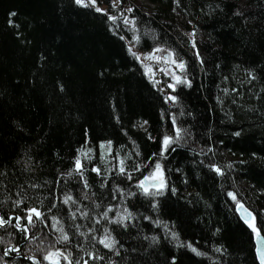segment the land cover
I'll use <instances>...</instances> for the list:
<instances>
[{
  "label": "trees",
  "instance_id": "1",
  "mask_svg": "<svg viewBox=\"0 0 264 264\" xmlns=\"http://www.w3.org/2000/svg\"><path fill=\"white\" fill-rule=\"evenodd\" d=\"M145 1L153 6L132 0L135 42L142 52L163 46L186 62L183 78L191 86L179 82L172 91L176 101L166 99L129 51L131 25L116 11L109 10L117 17L112 20L74 0H0V208L5 217L26 218L23 210L35 207L43 213L39 223L46 222L31 227L18 254L23 258L5 260L1 248L0 264H36L59 241L70 246L73 264H96L89 256H100L96 244L108 229L118 241L115 264H259L254 232L235 205L252 210L264 234V0ZM186 29L196 34L200 66ZM80 61L86 63L82 71L73 66ZM145 121L155 138L140 131ZM176 126L180 138L161 155V138L174 136ZM86 133L92 143L109 140L127 149L131 180L96 154L83 161V175H74L73 159ZM182 139L192 143L182 149ZM156 153L163 156L158 162L165 167L167 193L151 197L139 190L117 199L120 189L130 192L131 184L156 174ZM212 162L223 175L211 170ZM240 179L254 183L258 195L241 189ZM70 192L87 203L70 209L71 200L64 202ZM128 211L133 218L127 228L113 223ZM149 217L172 221L179 233L174 242L152 229ZM15 219L0 226V244L17 247L26 236ZM190 242L203 255L185 249ZM173 243L184 248L174 253Z\"/></svg>",
  "mask_w": 264,
  "mask_h": 264
},
{
  "label": "bare ground",
  "instance_id": "2",
  "mask_svg": "<svg viewBox=\"0 0 264 264\" xmlns=\"http://www.w3.org/2000/svg\"><path fill=\"white\" fill-rule=\"evenodd\" d=\"M130 1V3H122V4H125V6L127 7L128 5V9L130 8V5H131V3H132V0H129ZM112 5V4H111ZM111 5H107V10H106V12L110 15V16H112V15H114L112 12H110L109 10L111 9V10H113V7H111ZM145 5H148V6H153V4H148V3H145ZM135 27H136V25H135ZM128 48H130V47H128ZM158 48H162V49H165V47H163V46H158ZM133 50V49H132ZM131 50V51H132ZM139 50V49H138ZM155 49H147V50H145V53H150V52H152V51H154ZM167 50V49H166ZM139 51H141V50H139ZM142 66H143V71L146 73V68L144 67V65H143V63H142ZM61 112H63V111H61ZM161 116L162 117H164V118H166V114H161ZM170 118H172V117H170ZM140 131L142 132V133H144L145 134V136L147 135V138H155V136L154 135H152V134H149V132H148V123H142L141 125H140ZM162 135H164V133L163 134H161L160 135V137L162 136ZM160 139V138H159ZM149 140H153V139H149ZM109 140H99L96 144L95 143H92L91 141H90V137H89V133H86L85 134V140H84V142L83 143H81L80 144V146L78 147V149L76 150V153H77V155H78V158L79 159H81L82 160V162L84 161V160H89V159H91V158H96L97 156H99V155H101V153L103 152V150H101L102 149V147H101V144L103 143V145H109ZM136 142V141H135ZM161 144L163 143V137L161 138ZM133 144H134V142H132ZM186 143H192L191 142V140L190 139H188V140H186V139H182L181 140V142H178V146H181V148L183 149V147H185L184 145H186ZM111 145V144H110ZM112 146V145H111ZM191 146L192 147H195V145L194 144H191ZM91 147V148H90ZM170 150V149H169ZM169 150H167V152L166 153H168V151ZM102 151V152H101ZM112 152H114V154H119V155H124V153L127 151V149H125V148H122V147H120V146H115V147H113L112 146V150H111ZM160 151H162V145H161V149H160ZM93 152H95L94 154H93ZM166 153H164V154H166ZM97 156H96V155ZM223 155H225V154H223ZM210 156L214 159V160H216V156L217 155H215V149H213L212 151H211V153H210ZM215 156V157H214ZM157 160H153L152 161V163H154V164H156L158 161H160V159H162V157L163 156H160L159 154H157L156 153V155L154 156ZM77 158H75V159H73L74 161L76 160ZM101 160V159H100ZM127 160V159H126ZM126 160H124V165L127 163V162H129V161H126ZM213 162H215V161H213ZM211 163L212 165H218L219 166V163ZM110 164H112V165H110ZM109 165L112 167H115V168H117V169H119L120 168V162H116V161H112V163H110ZM100 165H102V166H104L103 165V163L100 161L99 162V166ZM220 167V166H219ZM221 168V167H220ZM74 175H79L80 173L78 172V171H76L75 170V165H74ZM163 170H165V167L162 165V171ZM211 170H214V168H212ZM107 171H109V170H107ZM215 171V170H214ZM216 172V171H215ZM155 175V174H154ZM124 177H127L126 175H124ZM145 177V176H144ZM144 177H142L141 178V180L142 179H144ZM167 177H170L169 175L167 176ZM165 180V179H164ZM112 182H115L114 180L112 181ZM139 182V181H138ZM138 182H136L135 184L133 183V184H131V188H132V191H130V192H126L125 190L124 191H119L117 194H116V198L117 199H121V198H125V197H128V196H130V193H132V192H138L139 191V189H138V187H137V185H138ZM124 183H125V181H124ZM150 183V182H149ZM123 184V183H122ZM120 185V184H119ZM238 185L240 186V188L241 189H246V190H249L250 191V193H253L254 195H253V197H256L255 195H258V192H255V191H257L258 190V187L254 184V183H250V182H248V181H246L245 179H240L239 181H238ZM60 186H58L57 185V188H59ZM64 187V186H63ZM60 189H61V187H60ZM252 189H254V190H252ZM171 191V190H170ZM71 194L70 195H67V197H74V199H69V200H71L70 201V204H69V206H70V209H75L78 205H82L83 204V202L84 203H87V198L85 197V196H80L78 193H75V192H70ZM165 193H167V191H165L164 192V194ZM227 193L228 194H230V197H231V199H233V196L231 195V194H233L234 193V189H228V191H227ZM235 194V193H234ZM66 197V196H65ZM80 197V198H79ZM152 200V199H151ZM75 201L77 202V204H74L75 203ZM57 202L59 203L60 201H58V199H57ZM62 203V202H61ZM152 203V202H151ZM64 206V208L65 209H67L66 208V204L65 203H62ZM61 204V205H62ZM155 204V203H154ZM241 205H243V208H241ZM235 207H236V213L238 214V216H239V219H240V221L241 222H243L244 224H246V225H248V226H250V222H252V223H254V220H255V213L252 211V210H250L244 203H242V202H239V203H237L236 205H235ZM27 209H25V210H23V212H22V215H25L26 214V212L28 213V209H30L31 207H26ZM245 210H247V212H251L252 214H253V217H248L247 219L245 218L246 217V211ZM29 214V213H28ZM89 214H90V212H89ZM1 216H3L4 218H5V220H7V221H9V223H7V224H5L4 226H1L2 228H5V227H8L9 225H10V222H11V219H13L14 217L16 218L15 219V223H16V227H18L17 225H20V227L19 228H23V226H25V225H27V234H26V236L24 237V239H21L20 240V244H19V246H14V245H12V244H7V246H4L5 244L4 243H1L0 244V249L1 248H3V249H5L4 250V252H5V260H12V259H20V258H23L22 257V255H18V254H20L21 252H22V248L20 247V246H22V244H26L28 241H29V239H30V237H31V227H35V226H37L38 224L39 225H42V226H44L45 224H46V222H44L43 220L42 221H40V223H39V221L37 220V219H39V218H33V220H32V223L31 224H29L28 223V221H27V219L26 218H24V219H19V218H21L20 217V215L19 214H16L15 215V213H10L9 215H8V217H5L4 215H3V212L1 213ZM156 218H158V217H156ZM151 219V218H150ZM161 219H164V218H158V219H151V220H153V222L155 223V225L153 224L152 226V229H155L156 230V232H159V234H160V236H163V235H165V236H167V238H169V239H171V240H173V239H175V237H177V236H173L172 235V233H176V234H179L178 232H177V230H176V228L175 227H177L172 221H168V220H165V221H163V222H161V221H159V220H161ZM24 220V221H23ZM158 222H160V223H158ZM159 224V225H158ZM251 227V226H250ZM66 228L68 229V230H70V231H76L77 232V228L76 227H72V226H70V224H68L67 226H66ZM251 230H253L252 229V227H251ZM52 231V233H55V232H57V230H51ZM253 232H254V230H253ZM261 234H263L262 232H261ZM174 237V238H173ZM253 238H254V243H255V247L257 248L258 246H257V243H258V240H257V235H256V233L254 232V235H253ZM42 240V239H41ZM40 240V241H41ZM44 240V239H43ZM101 239H99V241H100ZM178 241L179 242H184L182 239H178ZM186 241H188V240H186ZM60 242V241H59ZM59 242H56V243H54V245L55 246H52L51 247V249L50 250H48V251H46V252H44L43 254H42V257H41V259H40V261H41V264H51V262L50 261H48V260H45V259H43V257L47 254V252H49V251H52V250H55V249H62L63 251H64V254L69 258V259H71V255H72V250L70 249V246H64L63 245V241L61 242V243H59ZM173 242H174V240H173ZM8 243V242H7ZM41 243V242H40ZM45 243H47L46 241H45ZM259 244V243H258ZM98 247H97V250H98V254L100 255V256H95V259H97L98 261H95V263L96 264H109V262L110 261H112L114 264H115V261H114V256L116 255V252H117V248L115 247V248H112V249H109V248H107V247H105L104 246V244H102L101 243V245L99 246V244L97 243L96 244ZM178 244H175V243H173V247H172V251H174V253H176V251L177 250H181L182 248H184L183 247V245H181V244H179L178 246H177ZM188 245V246H187ZM185 244V249H187L188 251H190L191 253H196V252H194L192 249L193 248H196L198 251H199V249H200V247L199 246H196L194 243L192 244V242H190V244ZM256 248H255V251H256V256H257V260H258V262H259V264H264V261L262 262V260L260 259V255L259 254H257V250H256ZM7 249H9V251L8 252H6L7 251ZM15 249H19V251H15ZM121 251L123 250V249H120ZM181 252V251H180ZM117 253H119V252H117ZM121 253V252H120ZM202 253V252H201ZM259 253V252H258ZM195 255H198V254H195ZM90 258H92V256L90 255L89 256ZM87 259H88V257H86ZM86 258H85V260H86ZM101 258H103V259H101ZM93 259V258H92ZM62 264H68V260L67 259H65V260H63V262H62ZM72 264H73V261H72Z\"/></svg>",
  "mask_w": 264,
  "mask_h": 264
},
{
  "label": "snow or ice",
  "instance_id": "3",
  "mask_svg": "<svg viewBox=\"0 0 264 264\" xmlns=\"http://www.w3.org/2000/svg\"><path fill=\"white\" fill-rule=\"evenodd\" d=\"M74 2L77 4V5H80V6H84V7H90V6H95L97 4V0H74ZM113 5L115 6V2L113 0ZM97 11H104L103 9H100V8H96ZM129 12H132V11H135V9H128ZM11 15L15 16L16 13H12ZM112 20H116L117 17L115 16H112L110 17ZM131 22L133 24V27H135V20H131V21H128V20H125V24ZM11 23V21H10ZM193 37L195 35V33L193 32L192 33ZM137 40H139V36L136 37ZM193 44H195V40L193 39ZM129 51H131V48H129ZM159 51H163V49H159ZM133 56H136L137 54L136 53H132ZM198 54V52H197ZM150 58H153V59H156V60H160L161 57H156V56H153L151 53L149 54ZM169 56L170 57H173V59L171 60V63L172 64H178L179 68L181 70L185 69L186 68V62L182 61V60H176L174 57H175V53L169 51ZM141 63H143V61H141ZM201 63H203V60L201 59ZM149 71H151V69H149ZM162 71H166V69L162 70ZM168 75H174V71L173 72H167ZM175 80L177 82H182V83H187L189 86H191V81L190 80H184V78L182 76H179V75H176L175 77ZM153 82L154 83H158L157 81H155L154 77H153ZM62 87V86H61ZM169 87H171L172 89H175L176 85L175 84H170ZM166 99H170L172 101H176L178 99L177 96H169V97H166ZM117 119H119L117 117ZM144 123H147V121H145ZM173 123H175V118H173ZM180 133H181V129L179 128V126H176L175 128V135L174 136H169V135H165L163 136V143H162V151H161V155H163L164 153L167 152V150L169 149V146L176 143V141L180 138ZM236 135H240L239 132L236 133ZM109 144H111V141L108 142ZM103 143L101 144V147H103ZM124 160L123 158H121L120 160V168H119V171L123 174H125L127 176V178L129 180L132 179V176H131V173H128L126 168L124 167ZM211 167L214 168V170L223 175V171L222 169L218 166V165H212ZM82 169H83V162L81 159L77 158L75 160V170L78 171L81 175H83V172H82ZM95 172L97 173H100L101 169L99 167H96L93 169ZM140 169L138 168L137 171H139ZM155 175L153 174H149L148 176H145L144 179L140 180L138 182V189L140 190V193L145 195V196H151V197H156V196H159V195H162L164 194V192L167 190V185H166V181L164 180V174H163V171H162V164L157 162L155 164ZM68 175H72V173H68ZM150 182V183H149ZM85 185L87 186V180L84 181ZM121 191H124L123 189H120ZM130 195L132 196H136L137 193L135 192H132L130 193ZM233 196V199H236V196L235 194H231ZM69 199H74V197H64V202L67 204L69 202ZM18 203H23V201H18ZM239 203V201H238ZM153 206H158V201L156 204H154ZM241 208H243V205H241ZM111 210V209H109ZM246 211V219L248 217H253V214L251 212H247ZM28 215L26 217L27 221L29 224L32 223V220H33V215H35L37 218L39 219H43V213L38 209V208H30L28 209ZM104 216L107 218L108 217V212L106 211L104 213ZM130 218H133V214L131 213V211H128L127 213H121L118 217H116L114 220H113V223L114 224H117V225H120L124 228H127L128 227V224H129V220ZM19 219H24L23 217L19 218ZM55 219V218H54ZM150 219V217H149ZM9 223V221L5 220V218L3 216H0V226H4L5 224ZM18 227H20V225H17ZM250 226L252 227V229L254 230V232L256 233L257 235V240H258V243L261 245L257 251L259 252L260 254V259L262 261H264V234H261V230L260 228H258L256 226L255 223H252L250 222ZM27 228V225L23 226L22 230H25ZM59 231H61L62 233H64V230L61 228L59 229ZM91 231V229H90ZM110 232L111 230L108 229L105 231V234L104 236L101 238L100 242L102 244H104L105 247L109 248V249H112L115 247V244L118 243V241L115 240V237L114 236H111L110 235ZM173 236H177L178 234L176 233H172ZM62 239L63 240H69L70 237L64 233L63 236H62ZM194 252H196L198 255H203V253L199 252L196 248H193L192 249ZM219 250V249H218ZM15 251H19V249H15ZM92 256L93 259H95V254L92 253L90 254ZM32 259H36L35 257H31ZM43 259L45 260H48L51 262V264H62L63 260L67 259L68 260V264H72V260L69 259L65 254H64V251L62 249H55V250H52V251H49L47 252V254L43 257ZM103 259V258H101ZM36 264H41V261L40 260H37L36 261ZM85 264H87V261H85Z\"/></svg>",
  "mask_w": 264,
  "mask_h": 264
},
{
  "label": "rangeland",
  "instance_id": "4",
  "mask_svg": "<svg viewBox=\"0 0 264 264\" xmlns=\"http://www.w3.org/2000/svg\"><path fill=\"white\" fill-rule=\"evenodd\" d=\"M114 2H115V6L113 5V0H111V4H112L111 7H113L114 12L116 11V14H118L117 16L119 18H123L124 21L125 20H128V21L133 20L130 17V15H129V14H131V12L128 11V6L129 5L126 7L125 4H122L121 0H114ZM127 2L130 3L129 0H125L123 3H127ZM137 2L140 3V4H143V5H145V3H146L145 0H136V4H137ZM94 7H96V8L98 7L100 9H103L104 10L103 12H106V10H107V8H106L107 5H105V4L101 5V4L97 3ZM130 8H132V9L135 8V3L132 2L131 5H130ZM128 24H130L131 27ZM126 25L129 26V28H130V32L129 33H131L130 38L127 39V41L125 40L127 46L130 47L131 50L133 49L132 52L137 54L136 57L139 59L140 62L143 61V65H144V67L147 70L146 74L151 78V80H153V77H154L155 81L158 82V83H156L157 86H159L163 90L162 92L164 93V95H166L167 97L173 96L172 95V91L174 89L169 87V85L170 84L177 85L179 83V82H177L175 80L174 77L176 75H179V76L183 77V70H181L179 68L178 64H172L171 63V60L173 59V57L169 56V51L166 50V49H163V51H159V49H162V48H158L157 47V48H155L154 51L150 52L153 56L161 57L160 60H156V59L150 58V56H149L150 53H145V52L139 51L138 48H137V44L135 42L136 41V37H137L136 35L138 34V28L133 27V24L131 22L127 23ZM193 32L194 31L191 30V29H186L184 31L186 36L190 39L189 40L190 43L194 46V52H191V53L193 55H195L197 64L200 66L201 59H200L199 54H197L198 50H197V47H196V43L193 44V39L194 40L196 39V34L193 37V35H192ZM79 63L80 64H78V62L77 63H73V66L76 69L82 71V69H84L86 67L85 66L86 63H84L82 61H80ZM74 67H72V68H74ZM149 69H151V71H149ZM164 69H166L167 72H173L174 71V75H168L166 71H162ZM133 104L136 105L138 107V109H139V105L136 102H134ZM101 150H103V152L101 151L102 153L98 157H100L101 160L107 165H109L113 160L116 161V162H120L121 158H123V156H121L119 154H114V152L111 151L112 150V146L110 144L109 145H104ZM94 153L95 152H93V154ZM123 160H125V157L123 158ZM46 240L47 239L41 241L40 249H43L42 247L45 245V241ZM20 247L22 248V246H20Z\"/></svg>",
  "mask_w": 264,
  "mask_h": 264
},
{
  "label": "water",
  "instance_id": "5",
  "mask_svg": "<svg viewBox=\"0 0 264 264\" xmlns=\"http://www.w3.org/2000/svg\"><path fill=\"white\" fill-rule=\"evenodd\" d=\"M1 213H2V211H1V209H0V216H1ZM257 246H258V247L256 248V250H257L261 245L257 243ZM257 254H259L258 251H257ZM259 255H260V254H259ZM259 257H260V256H259ZM262 262H263V261H262Z\"/></svg>",
  "mask_w": 264,
  "mask_h": 264
}]
</instances>
